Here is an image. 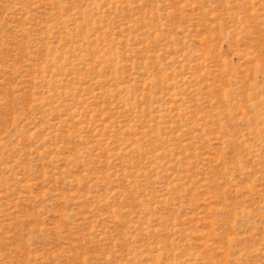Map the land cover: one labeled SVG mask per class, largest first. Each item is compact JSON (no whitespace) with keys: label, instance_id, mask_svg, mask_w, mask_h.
I'll list each match as a JSON object with an SVG mask.
<instances>
[{"label":"rangeland","instance_id":"obj_1","mask_svg":"<svg viewBox=\"0 0 264 264\" xmlns=\"http://www.w3.org/2000/svg\"><path fill=\"white\" fill-rule=\"evenodd\" d=\"M0 264H264V0H0Z\"/></svg>","mask_w":264,"mask_h":264}]
</instances>
